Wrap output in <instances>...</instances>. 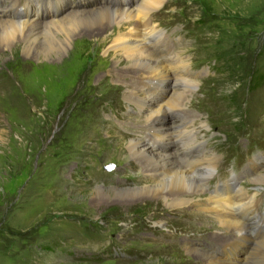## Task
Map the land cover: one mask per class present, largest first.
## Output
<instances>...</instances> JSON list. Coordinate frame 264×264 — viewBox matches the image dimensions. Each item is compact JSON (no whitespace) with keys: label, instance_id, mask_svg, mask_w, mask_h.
I'll return each instance as SVG.
<instances>
[{"label":"rangeland","instance_id":"obj_1","mask_svg":"<svg viewBox=\"0 0 264 264\" xmlns=\"http://www.w3.org/2000/svg\"><path fill=\"white\" fill-rule=\"evenodd\" d=\"M7 1L0 0V8L6 9ZM18 1L21 10L38 0ZM105 1L60 0L59 14ZM49 12L44 8L39 14ZM150 16L152 27L195 74L187 108L200 120L190 140L204 141L217 158L214 175L196 198L231 186L233 175H264V86L250 90L249 82L254 72L264 73V0H166ZM93 40L76 43L78 66L54 89L50 84L48 90L34 89L33 67L20 63L17 68L12 62L24 60L20 49L0 57V87L15 94L8 102L0 90V264H204L186 256L183 239L229 259L226 250L240 239L227 241L230 226L214 227L213 213L168 211L153 200L126 209L125 198L115 196L103 206L93 205L97 186L134 185L138 170L126 166L129 159L119 139L128 140L133 127L142 125L141 112L123 101L126 81L109 76L118 67L107 65L110 58ZM16 71L25 85L8 78ZM98 71L105 81L98 82ZM11 107L14 114L5 110ZM172 113L167 117L177 120ZM257 183L243 175L236 187L250 195L259 191L256 212L263 216L264 182ZM160 218L163 223L155 227ZM253 230L264 231V223ZM242 231L239 237L247 235ZM242 244L230 249L245 264L242 252L252 244Z\"/></svg>","mask_w":264,"mask_h":264},{"label":"bare ground","instance_id":"obj_2","mask_svg":"<svg viewBox=\"0 0 264 264\" xmlns=\"http://www.w3.org/2000/svg\"><path fill=\"white\" fill-rule=\"evenodd\" d=\"M59 1L38 0L34 7L29 1L20 10L18 0H8L6 9L0 8V57L5 52L20 49L24 60L14 58L12 62L17 68L20 63L33 67V75L29 78H33V83H30L34 89L45 87L48 90L49 84L53 89L65 84L68 72L73 70L74 65L75 69L78 66V63L74 64L77 58L75 45L85 38L94 39L96 47L110 58L107 65L118 67L109 76L126 81L123 101L141 112L139 120L142 125L133 127L134 132L129 133L128 140L119 139L123 143L120 149L129 159L126 166L129 169L134 166L138 173L134 185L129 188L103 189L97 186L94 192L99 197L93 205L103 206L111 196H115L125 198V203L121 205L126 209L142 200H153L168 211L213 213L214 227L223 230L225 226H230L231 234L227 241L230 238L240 239L233 240L230 245L236 248L242 243L252 244L246 252H242L243 263L264 264V251L258 248L264 247V231L253 233L257 222L264 223V215L259 216L256 212V204L259 203L256 193L259 191L250 195L241 187H236L243 175L249 176L250 184L263 183L264 175L255 176L249 172L240 177L233 175L229 180L233 188L226 183L220 191L206 199L196 198L204 192V186L214 175L217 158L207 151L204 141L197 139L192 143L190 140L196 134L193 127L195 121L200 120L187 108L188 97L196 87L195 74L189 73L187 62L180 54H174L172 47L162 38L164 36L161 37V32L151 25L150 13L159 9L166 0H109L111 5L106 0L98 6L70 8L61 14ZM44 8H49L50 12L42 18L39 12ZM110 27L112 32L107 33ZM2 72L0 70V76ZM96 76L102 77L98 82L105 81L107 77L102 76L100 71ZM8 78L15 84L21 81L24 85L27 83L17 71L10 72ZM44 83L46 86H43ZM30 88L27 87L33 92V87ZM0 90L8 102L15 101V97L12 98L14 91L8 92L10 89L3 85ZM151 96L153 100H150ZM14 109L5 110L14 114ZM169 112L176 113L174 116L178 119L170 120L167 117ZM202 127L198 125V129ZM251 170L254 171V167ZM203 172L206 177L201 176ZM163 221L160 218L152 224L160 226ZM242 230L247 235L239 237ZM251 234L255 238H251ZM214 240L227 244L224 238L212 237L211 241ZM182 241L183 252L195 261L241 264L235 258L234 249H230L232 246L226 250L228 259L208 249L191 246L184 239Z\"/></svg>","mask_w":264,"mask_h":264},{"label":"trees","instance_id":"obj_3","mask_svg":"<svg viewBox=\"0 0 264 264\" xmlns=\"http://www.w3.org/2000/svg\"><path fill=\"white\" fill-rule=\"evenodd\" d=\"M250 90L259 89L264 86V73L261 71L254 72L250 78Z\"/></svg>","mask_w":264,"mask_h":264}]
</instances>
